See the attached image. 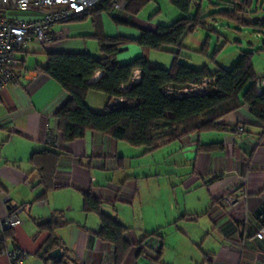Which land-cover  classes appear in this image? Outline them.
<instances>
[{
  "label": "crops",
  "instance_id": "crops-1",
  "mask_svg": "<svg viewBox=\"0 0 264 264\" xmlns=\"http://www.w3.org/2000/svg\"><path fill=\"white\" fill-rule=\"evenodd\" d=\"M115 1L118 7H113L110 14L89 13L51 27L53 31L65 28V37L37 49L35 45L31 49L24 47L18 58L27 72L18 71L14 81L0 91V229L2 221L13 211L21 224L11 230L6 248L15 244L22 249L26 246L28 252L44 264L55 260L49 257L51 260L46 262L37 254L48 237V232L38 225L56 212H61L68 222L54 232L59 242L55 248L66 254L68 264H115L112 246L95 236L99 228L97 216L82 210L83 193L90 192L111 203L115 214V205L131 202L136 193L133 181L136 174H128L126 169L125 158L131 146L127 142L92 130L81 139L62 141L55 112L69 96L42 70L49 52H88L96 58L102 57L94 37L98 31L107 37L133 40L116 56L118 63H128L143 54L135 42L141 30L154 31L159 25H169L181 16L177 10L173 16L162 14V5L167 3L164 0H148L136 13L133 0ZM15 14L29 16L31 12ZM28 52L35 54L34 63L30 62ZM102 74L97 71L88 82H96ZM139 80L140 70L135 69L120 90L130 88ZM94 100L96 104H91ZM85 102L90 109L100 111L107 98L103 93L88 91ZM217 123L216 129L189 133L158 147L165 152L162 154L164 164L173 166L175 180L191 196L184 214L198 227L189 238L188 261L189 264H264V241L254 237L259 225L264 224L261 219L264 213V128L245 104ZM240 125L242 131L238 130ZM11 138H20L22 147L4 149ZM215 143L219 147L211 146ZM133 147L143 148L141 155L154 151ZM45 148H52L59 156L54 187L45 199L37 200L35 196L41 194L42 187L29 158ZM231 196L235 200H231ZM33 198L34 204L26 207V201ZM108 207L111 206L103 205L102 211L112 216ZM116 216L112 217L130 229L132 242L151 233L160 235L159 228L139 235ZM155 238L161 245L157 261L150 257L151 251H139L135 245L120 264H168L162 259L164 239L161 235ZM6 260L7 257L0 264H8Z\"/></svg>",
  "mask_w": 264,
  "mask_h": 264
},
{
  "label": "trees",
  "instance_id": "trees-1",
  "mask_svg": "<svg viewBox=\"0 0 264 264\" xmlns=\"http://www.w3.org/2000/svg\"><path fill=\"white\" fill-rule=\"evenodd\" d=\"M114 1L100 0L89 13L110 14ZM147 1L133 0V12L136 13ZM167 1L181 16L169 25H159L154 31L141 30L135 42L142 48L143 54L128 63H118L116 56L133 40L122 36L107 37L100 31L94 35L99 51L103 54L100 58L88 52L46 53L47 61L43 72L57 82L69 96L55 112L62 141L81 139L88 130H92L109 135L117 141H125L131 146H142L147 151H152L189 133L216 129L221 117L242 104L247 105L251 114L264 128V86L256 87V81L264 77L258 76L253 69V52H241L230 68L218 65L213 69L206 65L194 68L179 62L182 39L197 26H205V19L211 16L201 9L200 0ZM248 1L224 0L225 10L216 14L234 17L237 13H243ZM248 23L258 34L264 36V18ZM167 47L175 48L169 49L173 54L169 68L147 59L148 50L166 51ZM259 50H264V47ZM135 69L140 70V80L128 89L120 90V86L129 80ZM97 71L103 73L100 78L96 82H88ZM204 80L210 81L206 92L179 95L182 89L199 85ZM88 91L106 96L107 102L102 110L89 108L85 102ZM115 98L120 99L121 103L117 106L110 105ZM212 145L219 147L216 143ZM58 156L59 153L52 148H45L32 153L29 158L42 187L37 200L45 199L54 187L53 176ZM103 205H110L112 208L111 203L98 199L90 192L83 193L82 210L97 216L99 228L95 236L112 246L115 264L123 261L131 246L136 245L142 251L146 240L159 236L151 233L137 242H132L130 229L104 213ZM67 223L61 212H56L49 220L39 223V228L48 232V237L37 254L46 262L50 259L48 253L59 244L55 230ZM11 230H4L1 234L0 252L6 248ZM159 242L158 239L156 253L152 256L155 261L158 260L161 249ZM51 264H68L66 254L63 253L60 261H51Z\"/></svg>",
  "mask_w": 264,
  "mask_h": 264
},
{
  "label": "rangeland",
  "instance_id": "rangeland-1",
  "mask_svg": "<svg viewBox=\"0 0 264 264\" xmlns=\"http://www.w3.org/2000/svg\"><path fill=\"white\" fill-rule=\"evenodd\" d=\"M164 1L167 3L162 5L161 13L168 17L173 16L176 9L167 0ZM200 1L201 9L211 17L205 19V26H197L182 39L179 62L194 68L203 65L210 69L217 65L230 68L241 52L252 51L253 69L258 76H264V50H259L264 47V36L258 34L248 23L257 18H264V0H249L243 13H237L231 18L216 14L225 10L224 0ZM32 45H35L36 49L42 47L28 42L25 48L31 49ZM169 49L175 48L167 47L166 51L148 50L146 57L151 62L169 68L173 60V54ZM28 54L30 62L34 63L35 54L33 52ZM95 101L91 104H96ZM22 145L20 138H11L4 149L16 150ZM128 147L130 150L125 158L126 169L128 174H136L133 176L136 193L131 202L115 205L117 216L111 207H108L109 213L126 226L132 227L139 235L159 228V234L164 239L162 259L168 264H189V238L194 235L191 234L192 230L198 227L196 222L189 219V215L184 214V209L188 208L191 200L189 192L175 180L173 166L162 161V154L165 153L162 148L141 155L143 148ZM35 198L26 201L24 205L32 206ZM33 209L35 207L32 211ZM186 212L189 211L186 209ZM27 249L24 246V250L28 252ZM4 259L6 255H1L0 261ZM25 264L44 263L28 252Z\"/></svg>",
  "mask_w": 264,
  "mask_h": 264
},
{
  "label": "built area",
  "instance_id": "built-area-1",
  "mask_svg": "<svg viewBox=\"0 0 264 264\" xmlns=\"http://www.w3.org/2000/svg\"><path fill=\"white\" fill-rule=\"evenodd\" d=\"M100 0H0V91L13 82L18 71L27 72L25 65H20L18 55L23 52L26 43L33 42L46 46L65 37L66 29L51 30L53 25L67 22L88 14ZM114 8L118 5L113 2ZM14 12H31L28 16H19ZM209 80L199 85H191L179 91V95L206 92ZM264 86V78L256 81V87ZM242 131L243 127L238 126ZM231 200H235L231 196ZM264 219V213L261 215ZM21 221L13 211L1 223L0 238L4 230L19 226ZM257 241H264V224H260L254 233ZM158 238H150L143 243V251H151L154 256L158 247ZM0 254L7 257L8 264H25L28 252L17 244L10 249H3Z\"/></svg>",
  "mask_w": 264,
  "mask_h": 264
},
{
  "label": "water",
  "instance_id": "water-1",
  "mask_svg": "<svg viewBox=\"0 0 264 264\" xmlns=\"http://www.w3.org/2000/svg\"><path fill=\"white\" fill-rule=\"evenodd\" d=\"M121 103L120 99L115 98L113 102L110 103V105L117 106ZM49 257L51 259H54L55 261H60L63 258V253L61 252L60 248H55L49 252Z\"/></svg>",
  "mask_w": 264,
  "mask_h": 264
}]
</instances>
